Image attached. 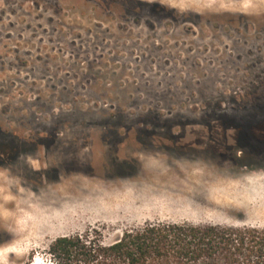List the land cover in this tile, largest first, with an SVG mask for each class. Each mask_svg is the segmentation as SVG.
Segmentation results:
<instances>
[{
    "label": "rangeland",
    "instance_id": "obj_1",
    "mask_svg": "<svg viewBox=\"0 0 264 264\" xmlns=\"http://www.w3.org/2000/svg\"><path fill=\"white\" fill-rule=\"evenodd\" d=\"M149 221L264 227V0H0V264Z\"/></svg>",
    "mask_w": 264,
    "mask_h": 264
},
{
    "label": "trees",
    "instance_id": "obj_2",
    "mask_svg": "<svg viewBox=\"0 0 264 264\" xmlns=\"http://www.w3.org/2000/svg\"><path fill=\"white\" fill-rule=\"evenodd\" d=\"M49 253L57 264H264V227L149 221L111 242L89 228L57 237Z\"/></svg>",
    "mask_w": 264,
    "mask_h": 264
},
{
    "label": "bare ground",
    "instance_id": "obj_3",
    "mask_svg": "<svg viewBox=\"0 0 264 264\" xmlns=\"http://www.w3.org/2000/svg\"><path fill=\"white\" fill-rule=\"evenodd\" d=\"M18 229V228H17ZM20 229H22V228H20ZM19 229V231H20V233H21V230ZM23 230V229H22ZM26 231V230H25ZM17 232H18V230H17Z\"/></svg>",
    "mask_w": 264,
    "mask_h": 264
}]
</instances>
